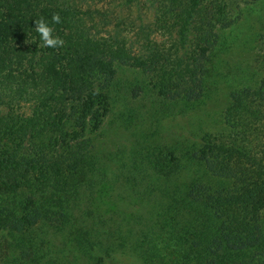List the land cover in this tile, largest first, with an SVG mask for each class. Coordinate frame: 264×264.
<instances>
[{
	"label": "trees",
	"instance_id": "trees-1",
	"mask_svg": "<svg viewBox=\"0 0 264 264\" xmlns=\"http://www.w3.org/2000/svg\"><path fill=\"white\" fill-rule=\"evenodd\" d=\"M80 15L76 0H0V264H264V208H255L264 181L225 190L215 179L260 177L245 167V138L214 141L263 118L216 68L230 47L215 34L202 52L210 75L177 84L197 96L227 89L217 108L233 118L213 133L201 104L165 97L163 86L148 82V63H115ZM41 18L60 47L42 46L33 24ZM257 23L264 28L263 17ZM21 102L31 103L28 115L12 112ZM151 111L155 123L196 116L146 136L155 124L141 116ZM110 134L122 141L114 148ZM205 151L222 154L224 165L202 164Z\"/></svg>",
	"mask_w": 264,
	"mask_h": 264
},
{
	"label": "rangeland",
	"instance_id": "rangeland-1",
	"mask_svg": "<svg viewBox=\"0 0 264 264\" xmlns=\"http://www.w3.org/2000/svg\"><path fill=\"white\" fill-rule=\"evenodd\" d=\"M76 6L85 21V26L94 35L93 38L107 41V45L116 55L115 63L124 62L129 65L128 67H141L148 63L145 67L148 71V82L159 89L163 86L165 97L173 98L181 94L192 101L196 100L201 104L199 108L202 111L201 116L206 117L208 121H211L209 119L211 117L217 125L207 130L213 133L220 131L222 121L225 127L224 122L233 118L231 115L224 117V114L222 118L223 108H217V99L222 104L226 102L227 89L212 97H208L206 92L205 95L197 96V91H191L189 87L179 90L177 84L181 81L190 83L196 76L199 83L204 75H210L212 68L209 66L211 62L209 54L202 52L214 44L215 34L224 40L230 51L221 58V62L220 58L215 62L216 68L219 67L230 87L238 89L236 93L242 94L245 103L261 110L263 118L256 122V125L250 124L246 128H239L238 136L217 137L214 141H222L229 145L232 138L239 143L245 138L244 143L250 158L249 161H244L245 167L248 170L254 169L260 177L252 180L249 175L240 176L235 173V179L232 176H220L215 179L219 181L220 189L225 190L233 188L234 183L238 184L239 181L242 184L247 181L254 187L264 181V171L260 169V166H264V28H259L261 24L257 23L261 17L264 18V0H76ZM188 13H191L193 18L186 27L187 41L182 42L180 32ZM101 18L103 20H99ZM95 32L97 33L94 34ZM116 34H119L120 42L114 40ZM243 44L245 50L244 47L241 48ZM123 52L126 53L125 56H122ZM248 54L252 55L251 59L248 58ZM236 68L243 73L236 72ZM153 98L157 99L155 95ZM30 107L31 103L21 102L12 107V112L28 115ZM3 111L9 110L5 108ZM134 112L136 111L131 114ZM191 115L158 122V125L154 122L153 118H157L152 111L151 115L140 114L143 118H150L156 126L146 132V136L157 132L158 137L163 136L173 123L174 127L178 128L180 123L185 124L186 121L189 125V120L193 119L196 113ZM123 119H128V116ZM107 122L108 120L105 123ZM193 127L194 124L189 130L192 131ZM225 130L229 133L230 129ZM106 139L114 143L111 144V148L116 146V142H122L111 134ZM153 139L157 140L156 137ZM148 141L152 142L150 138ZM205 152L202 164L208 158L219 164L225 162L220 159L222 154L217 156L214 152ZM232 160L230 164L233 166L237 159L233 157ZM255 208L258 211L263 209L264 201L258 202ZM128 263L140 264L132 260Z\"/></svg>",
	"mask_w": 264,
	"mask_h": 264
},
{
	"label": "clouds",
	"instance_id": "clouds-1",
	"mask_svg": "<svg viewBox=\"0 0 264 264\" xmlns=\"http://www.w3.org/2000/svg\"><path fill=\"white\" fill-rule=\"evenodd\" d=\"M51 22L57 24L60 22L58 14H52ZM34 31L38 34L42 46L46 48H58L63 44V40L52 34V28L43 18L33 21Z\"/></svg>",
	"mask_w": 264,
	"mask_h": 264
}]
</instances>
